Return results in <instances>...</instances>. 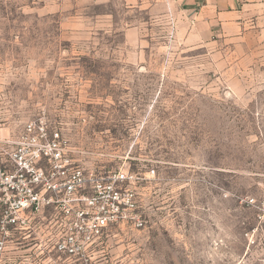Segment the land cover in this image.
I'll return each mask as SVG.
<instances>
[{"label":"rangeland","instance_id":"1","mask_svg":"<svg viewBox=\"0 0 264 264\" xmlns=\"http://www.w3.org/2000/svg\"><path fill=\"white\" fill-rule=\"evenodd\" d=\"M42 113L87 166L155 169L147 223L84 261L41 216L0 264H262L264 0H0V142Z\"/></svg>","mask_w":264,"mask_h":264},{"label":"built area","instance_id":"2","mask_svg":"<svg viewBox=\"0 0 264 264\" xmlns=\"http://www.w3.org/2000/svg\"><path fill=\"white\" fill-rule=\"evenodd\" d=\"M154 176L153 167L87 166L44 113L30 118L11 144L0 142V255L11 232L29 229L43 216L53 223L55 233L48 235L57 254L88 260L91 245L112 228L146 226L141 191ZM244 202L257 224L244 237L264 250V195Z\"/></svg>","mask_w":264,"mask_h":264},{"label":"crops","instance_id":"3","mask_svg":"<svg viewBox=\"0 0 264 264\" xmlns=\"http://www.w3.org/2000/svg\"><path fill=\"white\" fill-rule=\"evenodd\" d=\"M187 1V3L189 4V7H190V0H186Z\"/></svg>","mask_w":264,"mask_h":264}]
</instances>
